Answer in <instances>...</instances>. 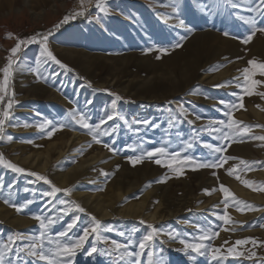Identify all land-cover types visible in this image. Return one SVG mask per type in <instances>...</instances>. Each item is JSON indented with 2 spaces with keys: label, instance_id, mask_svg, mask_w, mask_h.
<instances>
[{
  "label": "rangeland",
  "instance_id": "1",
  "mask_svg": "<svg viewBox=\"0 0 264 264\" xmlns=\"http://www.w3.org/2000/svg\"><path fill=\"white\" fill-rule=\"evenodd\" d=\"M144 1L152 2L154 4L152 8L155 12L151 13L145 10ZM179 2L181 8L179 17H177L172 11V0H108V11L121 10L130 22H134V18L129 11H141L140 15L146 18V21H151L150 24L153 25V29H158L159 31L155 44L151 46L154 49L152 52L147 53L145 51L147 49L143 48L144 51H139L138 53L140 56L130 55L129 57H125L123 54H131L136 51L131 49L132 47L129 45L122 31L123 27L121 23L115 19L110 18L108 20L109 24L107 28L111 33L109 39H106L105 35L101 39H94L93 37H87L89 34L85 35L84 32L76 35L77 38L68 33V30L72 28L79 27L81 29V27H87V23L91 17L95 19L97 15L106 14L99 13L95 6L88 9V14L85 17H77L74 20L61 24L65 15L82 7L80 0H0V26L5 28V35H8L5 38L9 40L8 43L0 42V51L8 48L7 54L9 55L10 49L17 42L16 37L28 38L37 33H45L51 30L53 31V35L49 38L50 46L52 43L60 46L66 45L67 48L74 52L71 54V60L79 62L81 66H88V64L94 62L92 63L94 69L91 71L93 77L85 75L80 69L73 66H70L73 69L72 72L66 70L60 72L61 76L68 75L72 78L71 82L65 84V89L61 87V98L45 100V102L41 101V104L37 103L39 108L45 107L48 110L50 109L48 119L63 121L70 110L80 108L87 110L91 114L93 121H98L105 110H110L113 97L108 92L96 91V89H109L124 97V100L118 103V109L128 119L132 127H128L122 121H116L120 125L119 131L111 137H102L103 143L96 144L92 141L90 134L86 130L72 124L63 129H58L51 137L47 136V130H44L45 132L42 131L40 135H35L42 140H50L56 137L58 133L71 129L86 136L97 155L102 156L100 158L102 159L101 162L103 161L102 163L105 164L109 161L111 163V159L107 157L108 154L119 158L121 161L123 159L122 162L124 164H121L116 169H111L110 163L108 167L103 166L102 170L100 169V173H97V176H95L97 181L90 180L85 185L88 191L94 194L101 193L105 195V198L110 199L108 202L114 203L113 208L118 211L114 212L110 217L98 218L95 216L102 222L103 236L109 240L115 239L118 242L124 243L129 234H131L134 239L138 240L150 231L148 225L152 224L164 231L179 232L182 237L191 239L201 234L196 227L199 225L206 231L219 232V236L210 243L213 247H219L221 253L227 257L223 261V264H254V261L255 264H260L259 258L250 261L247 259V255L244 258L243 256H239L238 260L235 259L234 256L227 253V247L221 246L220 242L224 237L227 243L228 241L234 243L232 246L236 247L238 252L245 254L246 252L253 251L254 246L251 243L237 246L235 245V241L248 237L254 238L257 244L263 241L264 227H260V225L264 224V212L253 218L243 219L233 213L230 214L228 211L231 220L225 224L218 219V215L223 214L224 206L220 208L212 207V210L216 212V214H212L210 212L211 209L210 211L204 210L205 212H202V210L197 209V206L194 207L193 205H195V202L197 204L202 198L205 200L208 197L214 196L216 192L222 196L223 192L219 188V183H223L229 187L237 199L251 204L255 208L263 206L264 202L251 203L245 201L244 196L237 194L232 189L231 184L232 182H239L245 185L241 180L236 179L237 174L242 176L243 179L250 180L251 178L244 176L243 173L245 171H249L248 169L254 171L258 168L260 170L264 168V141L258 140L255 142L256 145L252 149H249L246 155H240L237 159L232 160V165L228 167L192 170L194 166L186 165L184 166L183 175H177L169 168L157 165L155 158L145 160L143 163L135 166L127 160L128 156L136 154L132 150V147H135L140 142H143L145 150H150L162 144H167L170 141V151H181L182 154L198 158L207 157L209 150L202 146L203 142L219 144L220 141L215 140L214 136L208 135L205 132H199V136H197V133L193 129L195 128L199 131L201 126L208 123L209 120L224 119L222 111L218 110L223 107L219 105V100L223 99L226 102H235L236 97L231 94L233 92L239 93L240 91L236 87L237 81L235 78L241 77L242 70L248 66L249 60L264 61V32H257L248 44H243L241 40L235 38L236 36L243 37L249 33L251 26L246 24L244 20H241L240 16H244L245 19L254 16L255 13L251 12L250 9L258 6L260 0H179ZM233 3L239 5V8H234L232 6ZM159 13L164 15V20L167 19L164 24L156 16ZM178 19H184L186 27L181 28L178 24ZM257 20L258 26L264 27V17H257ZM57 24H60L59 29L55 28ZM189 28L194 29V31L189 32ZM118 31H120L118 35L120 38L116 35ZM225 31L229 32L230 35L225 36ZM9 33L12 35L9 36ZM208 33L212 35H208ZM180 36L187 37L182 42L183 46L172 49L171 44ZM57 41L59 42L57 43ZM99 43H102V45H99ZM121 44L125 46L129 45L130 47L128 46L127 48L130 49H121L119 47ZM158 46L169 48V53L163 55L160 59L157 58L160 54L155 51ZM38 49L39 46L36 44L29 45L27 48H23L22 46L21 59L27 54L30 58H35ZM224 51L231 53V56L233 54L229 61L233 71L221 75L220 72L225 69L224 62L230 55L228 53L215 60L214 55ZM96 54H100L101 56H97ZM166 56L180 57L182 68L179 72L174 71L172 68H148L150 64L149 59H155L160 62L163 60L166 63ZM197 56L203 58L204 63H206L208 75L218 74L219 78L216 79L218 81L215 80L216 82L214 81L212 84H202L200 81L191 85L188 83V68L192 64L190 58L194 59ZM95 61L98 63L97 65H94ZM5 63L6 59L3 61L2 67ZM30 67H33V65H29L28 68ZM20 68H23V64L14 72L9 85V94L0 103V109H3L6 107L9 98L14 101L11 109L12 116L6 122L3 139H0V153H3L12 162H15V150L5 147L4 142L7 131H9V126L17 122V119H15V113L19 110L17 108L22 107L21 96L23 94L20 95L19 89L21 86L19 83L21 81L20 78L24 74L23 71L19 72ZM155 69H158L157 72L152 73V70ZM27 72L30 73L31 71L27 70ZM29 73L28 75L25 74L27 77L24 80L32 79ZM54 73L56 72L51 73V77L49 76L48 80L52 79ZM257 78L259 79L260 77L257 76ZM2 79L3 73L1 72L0 80ZM89 83L91 87L88 86ZM217 84L224 86L217 88L215 87ZM154 85L157 87L152 89L151 86ZM79 86L81 87L79 88ZM255 92L264 93V87L258 86ZM87 100H92L93 104L86 106L85 102ZM243 103L244 108L234 112V118L253 127L264 125L262 118L264 117V96L258 94L245 96ZM179 104H183L188 111L196 114V117L199 116L201 122L196 121L194 125H189L187 122L177 123L174 127L170 125L169 120L175 116L174 106ZM256 111L262 113V117L255 115ZM145 119L150 120L157 127H145L144 125L135 123L136 120ZM188 119L192 118L188 115ZM36 120L34 119V121ZM38 122L40 121L38 120ZM108 123L112 124L113 122L110 121ZM136 128L140 129L139 132L135 131ZM259 128L260 135H264V127ZM37 138L35 137L34 139L38 140L39 138ZM248 141L250 140L248 139ZM189 142L193 144L192 148L186 147V144ZM104 143H109L117 151L111 152L108 148L104 147ZM240 143H243V141L237 139L232 145ZM45 145H42L41 148H45ZM130 145L132 147H129ZM241 160L249 162L250 167L241 171L240 168H243V165H241L237 169V173H229L228 168L239 164ZM227 164L228 162L225 165ZM0 169H4L6 174V177L2 181L0 180V243L6 242L10 236L18 234L31 236L38 233L39 227L38 221L34 219L35 215L57 217L56 224L52 226L53 233L65 230L67 225L75 218V213L78 211L71 204L73 200L66 199L63 193H58L54 197L48 196L47 193L51 191L50 185L30 175V172L37 171L26 169L24 173H16L5 168L3 165H0ZM214 171L216 172V176L212 174ZM103 172L109 174L107 178L102 174ZM165 177H168L166 182H161ZM48 178L51 179V177ZM88 178L91 179L89 176ZM251 181L256 186L264 184V178H253ZM205 189L212 191L209 194L204 191ZM250 191L264 194V191L253 190V188H250ZM147 193L150 202L156 203L159 199H162L165 204H168L175 211L174 216L159 222L157 220L149 221L144 217L140 218L141 216L120 212V210H123L130 203L141 202ZM222 199L224 200V195ZM49 200L52 201V207L48 205ZM61 200L70 201L68 205L71 209L70 211L66 213L60 212V209L64 207L60 204ZM13 205H16V207H13ZM232 206H234V202L230 205L231 208ZM11 209H13V212ZM237 209L240 210V207ZM241 212L247 214V210ZM88 213L90 212L80 213V215L82 214L81 218L69 232L70 236L81 235L83 228L88 227L92 223ZM17 217H23L25 223H22L23 221L17 219ZM141 221H145L146 223H141ZM14 222H18L19 226ZM109 229L111 230L109 231ZM121 232L125 235L121 236ZM259 234L260 236H256ZM164 239H167V237H164ZM93 242L94 237L90 236L89 242L85 244V248H89ZM103 246L102 242L97 244V247ZM159 247L158 243V249ZM162 247L163 251L159 252V255L164 258L165 264H193V261L188 256L178 251L182 247L179 240L165 243ZM75 264H111V262L107 257L96 255L88 257L85 252H81L77 255ZM195 264H217V262L211 260L208 256H197Z\"/></svg>",
  "mask_w": 264,
  "mask_h": 264
},
{
  "label": "snow or ice",
  "instance_id": "2",
  "mask_svg": "<svg viewBox=\"0 0 264 264\" xmlns=\"http://www.w3.org/2000/svg\"><path fill=\"white\" fill-rule=\"evenodd\" d=\"M82 7L79 10H75L68 15H65L61 24L67 23L69 20H74L77 17H85L88 14V9L95 6L99 13L108 12V0H80ZM234 8H239V5L233 3ZM180 2L179 0H172V11L179 17L180 13ZM251 12L255 13L254 16H250L245 19L244 16H240L241 20L251 26L250 31L247 35L241 37L236 36L235 38L241 40L243 44H248L257 32H264V27L258 26L257 17H264V0H260V4L256 7L250 9ZM96 19L99 21L102 19L101 16L97 15ZM178 24L181 28L186 27L184 19H178ZM60 24L55 26L59 29ZM189 32L194 31V29L189 28ZM12 34L9 33V36ZM53 35V31H48L45 33H37L28 38L16 37L15 45L10 49L9 55L6 58V63L3 67H0V72L3 73V79L0 80V103L5 100V96L9 94V85L13 74L20 65L24 63L21 59L22 46L27 48L29 45L36 44L39 46L38 59L36 61V75L40 78L43 77V73L40 71L41 66L48 64L49 62L58 65L61 69L68 72H72L73 69L63 63L54 51L51 49L49 44V38ZM225 36H229L230 33L225 31ZM186 36H180L174 43L171 44L172 49L180 48L183 46L182 42L186 39ZM154 49L152 47L147 48V52H152ZM160 55L157 56L158 59L162 58L163 55L169 53L168 47H156ZM54 75H59V73H54ZM257 76L260 78L258 79ZM242 77V80H241ZM241 77L235 78L237 81L236 87L240 89L239 93L233 92L231 95L236 97L235 102H226L225 100H219V105L223 106L218 109L222 111L224 119L209 120L208 123L202 125L199 131L193 129L194 132L199 136V132H205L208 135L214 136L215 140L220 141L219 144L212 142H203V147L208 149V155L204 158L194 157L192 155L182 154L181 151H170V141L167 144H162L151 148L150 150H145L143 147V142L132 147V150L136 152L135 155L127 157V160L131 162L133 166L143 163L145 160H152L155 158V163L157 165H162L169 168L173 173L177 175L184 174V166H194L192 170L199 169H221L225 166L228 161L235 160L237 158L226 155L232 143L237 139L243 140L245 137H249L253 140L264 141V135L257 136L253 133L251 125L245 124L243 121L234 118L233 113L238 109L244 108V98L245 96H251L253 94H258L264 96V93H256L255 89L258 86L264 87V61L258 62L256 59H251L248 61V66H246L241 73ZM91 87V84L88 85ZM224 85L217 84L215 87L220 88ZM96 91L108 92L113 99L111 100L110 110H105L103 115L98 121H93L91 114L80 108H73L70 110L63 121H54L53 119H45L38 127L41 130H47V136L51 137L58 129H63L69 124L77 125L81 129L86 130L92 141L96 144L103 143L102 137H111L115 135L120 128V125L116 121H122L128 127H132L129 124L128 119L121 114L118 109V103L124 100L120 94L112 92L109 89H96ZM14 95V94H13ZM14 101L9 98L6 107L0 109V139H3V133L5 131V125L8 119L12 116L11 109L13 107ZM86 106L93 104L92 100H87ZM175 116L169 120L170 125L173 127L177 123L187 122L189 125H194L196 120L201 119L199 116L195 120L188 119L189 111L183 105L174 106ZM113 122L109 124L108 122ZM136 124L144 125L145 127H157L150 120H136ZM257 127H264V125H257ZM139 128L135 131L139 132ZM9 140L12 138L9 136ZM104 147L108 148L111 152H116L117 149L113 148L109 143H104ZM187 148H192V143L186 144ZM0 165L5 168L10 169L16 173H24L25 168L20 167L16 163L7 159L3 153H0ZM243 165V168L240 166ZM118 167V166H117ZM249 162L241 160L239 164H235L228 168V172L235 174L237 169L240 168L243 171L249 168ZM106 178L108 177L107 172L102 173ZM213 176H216L214 171ZM30 175L36 177L37 180L43 181L50 185L51 191L47 193L48 196L54 197L58 193H63L65 196L70 197L72 193L71 188H61L58 187L51 179L46 175L39 174L37 172H30ZM168 177H165L163 181L166 182ZM236 179L241 180L242 183L247 185L253 190L264 191V184L256 186L253 181L243 179L242 176L236 175ZM220 190L223 192V214L218 215V219L227 224L231 217L228 213V208L230 203H235L240 207L241 211L245 210H255V207L244 201L237 199V197L230 191L229 187L225 186L223 183L219 185ZM205 192H210L212 190L205 189ZM7 203V201H6ZM69 200H61L60 204L63 205L60 212L66 213L71 209L68 207ZM72 206L79 213H85L87 210L82 207L79 203L71 201ZM49 207H52V201H48ZM16 207V205H13ZM20 210V209H17ZM92 223L83 228L82 234L78 236H70L69 232L76 225L77 221L80 219L79 216H75L67 228L63 231L56 233L52 232V226L56 224L57 217L55 216H44L35 215L34 219L38 221L39 231L31 236H25L22 234L14 235L8 237L6 242L0 243V264H75L76 257L79 253L85 252L88 257L103 256L109 258L111 264H165L164 258L159 255V252L163 251V245L170 241L179 240L182 245L178 249L181 253L188 256L190 260L195 264L197 256H208L211 260L216 261L217 264H223V261L227 259L221 253L219 247H213L210 243L216 237L219 236L218 231H206L197 225V229L200 231L199 236L192 237L188 239L187 237H182L179 232L175 231H164L163 229L157 228L155 225L149 224L148 227L150 231L143 235L140 239H134L131 234H129L126 242L121 243L117 240H109L107 237L102 235V222L98 220L95 216L88 213ZM141 223H146L141 221ZM260 227H264L261 224ZM111 229H109L110 231ZM234 230V229H233ZM121 236L125 234L120 233ZM94 237V242L89 248H85V244L89 242V237ZM167 237V239H164ZM102 242L103 247H97V244ZM159 243V249H158ZM227 243V241L225 242ZM251 243L253 246L257 245V241L248 237L245 239L235 241V245H246ZM264 245V241L259 242ZM227 253L234 257L243 256L244 253L238 252L236 247L227 248ZM257 253L254 251L249 252L247 255L248 260H254ZM255 264V261H254ZM260 264H264V257L260 258Z\"/></svg>",
  "mask_w": 264,
  "mask_h": 264
},
{
  "label": "bare ground",
  "instance_id": "3",
  "mask_svg": "<svg viewBox=\"0 0 264 264\" xmlns=\"http://www.w3.org/2000/svg\"><path fill=\"white\" fill-rule=\"evenodd\" d=\"M143 3H144L145 10H148L151 13L155 12L154 9L152 8L154 6V4L152 2L144 1ZM147 7H149V8H147ZM108 9H109V7H108ZM129 12L133 16L134 22H130L128 20V18L125 17V14L121 10H119V11L110 10L106 14L99 15L102 17V19H100L99 21L96 18L94 19L93 17H91L87 23V27H81V29H79V27L78 28H72V29L68 30V33L72 34L71 36H76V35H80L81 33L84 32L85 35L89 34V36H87V37H93L94 39H101V37L105 35L106 39H109L111 33L109 32L107 27L109 24L108 20L110 18H112V19H115L121 23V26L123 27L122 31L125 34L126 40L128 41L129 45L132 47L131 49H134V51H136V52L131 53V54L126 53L123 55H125V57H129L130 55L140 56L138 54L139 51L143 52L144 51L143 48L147 49L148 47H151L153 44H155V40H156V37H157L159 31H158V29H156V30L153 29V25L150 24L151 21L150 22H148L149 20L146 21V18H144L140 15L141 11L135 12V10H134V12H132V11H129ZM156 16L160 18V20L163 22V24L167 20V19L164 20L165 19L164 15H161L160 13L157 14ZM154 18H155V16H154ZM128 23H130V24H128ZM118 29H119V27H118ZM119 33H120V31L116 32V35L118 36ZM5 34H6L5 28H2L0 26V42H2V43H8V41H9V40H6L5 37L8 35H5ZM201 34H203V33H201ZM205 34H206V32H205ZM210 34L208 33V35H210ZM58 42L59 41H57V43ZM64 42L66 43V41H64ZM99 45H102V43H99ZM61 46L57 45L56 43L55 44L52 43V45L50 47L54 51V53L57 55V57L63 63H65L69 66H73L74 68L80 69L85 75H87L89 77L92 76L91 71H93V69H94L92 67L93 66L92 63H94V62H91L90 64L87 63L88 66L87 65L81 66L79 62H76L75 60H71L72 59L71 54H73L74 52H72L71 49L67 48L66 45L62 46V47ZM128 46L121 44L119 47L123 50L125 48V50H126V49H128L127 48ZM225 47H227V46H225ZM8 51H9L8 48L4 49L3 51H0V67H2L3 61L6 59V56L8 55L7 54ZM147 53H149V52H147ZM147 53H146V56H147ZM228 53L229 52H226V51L216 53L214 55V60L216 58H220L224 55H227ZM38 54H39V49L37 51V55L35 56V58H30L28 54L24 58H22V60L24 61L23 68H20V70H19V72L23 71V74H24L20 78L21 81L19 83V85L21 86L19 89L21 92L20 95L23 94L21 96V102H22L21 106L22 107L17 108V109H19L17 111V113H15L16 114L15 119H17V122L12 123L9 126V131H7V134L5 137L6 140L4 142V145H5V147L13 148L15 150V153H14L15 162L14 163L19 165L20 167H23L25 169L35 170L39 174L51 177L52 181L58 187L71 188L72 193H71L70 197L63 195L66 199H70V200L75 201L76 203H79L82 207L87 209L88 212L92 213V215L94 213L95 214L94 216H96L98 218L110 217L114 212L117 211V209L113 208L114 203L112 204V203L108 202V200H110V199L105 198V195H102L101 193L94 194V193L88 191L86 189L85 185H86L87 181H90V180L97 181L95 179V176H97V173H100V171L102 170L101 168L103 166L108 167V165L111 164V166H112L111 169H116L117 166L119 167L121 164H124V162H122L123 159L121 161L119 158L114 157L111 154H108L107 157L109 159H111V163H110V161L105 163V164L102 163L103 161L101 162L102 159H100L102 156L97 155V153L92 148V146L89 143V140L86 138V136L81 135L78 131H73L71 129L69 131H66V132L63 131L62 133H58L56 137H54L53 139H50V140H46V139L42 140L39 137H38L39 138L38 139L37 136H35L38 134L40 135L42 133V131L43 132L46 131V130L45 131L41 130L38 127V125L41 124L45 119L49 118L48 113L50 112V109L48 110L45 107L39 108V106H37V103L39 102L41 104V101L45 102V100H51V99L56 100V99L61 98V90H60L61 87L62 88L64 87L63 89H65V84L71 82V80H72V78L68 75H62L61 76L60 72H62L63 69H61L58 65H55L52 62H49L48 64L43 65L40 68V71L43 73V77H46L47 80H45L44 78L38 77L35 74L36 73V67H37L36 61L38 59ZM84 54H85V52H84ZM96 55L101 56L100 54H96ZM228 55H230V57L228 59H226V61L224 62L225 63L224 68L225 69L220 72L221 75L226 74V73H231L233 71V69H231V66L229 64L230 58L233 56V54H232V56H231V53H229ZM143 56H145V55H143ZM190 62L192 64H191L190 68H188V76H187L188 83L190 85L197 82V81H200L202 84L203 83L204 84H212V82H214L216 79L219 78L218 74L217 75L216 74L215 75L214 74H209V75L207 74V68L205 65L206 63H204L203 58H201L199 56L194 57V59L190 58ZM211 62H213V61H211ZM149 63L150 64H149L148 68H172L174 71H177V72H179V70L182 68V64L180 62V57H175V56L174 57L173 56L172 57L166 56V63L163 60L160 62V61H157L155 59H149ZM97 64L98 63L96 62L94 65H97ZM29 65L30 66L33 65V67L28 68ZM27 70H30L31 72L29 73V72H27ZM157 70L158 69L152 70V73L157 72ZM53 72L59 73V75H54L51 80H48V77L51 75V73L53 74ZM28 73L30 74L32 79L24 80L27 77L25 74L28 75ZM0 77H1V72H0ZM228 77H229V75H228ZM216 81H218V80H216ZM81 86H82V84H81ZM81 86H79V88ZM156 87H157L156 85L151 86L152 89H154ZM195 96H197V95H195ZM207 101L209 102V100H207ZM53 112H54V110H53ZM54 113H56V112H54ZM255 115H257L258 117H262L261 116L262 113H260L258 111L255 112ZM189 116L194 120L196 119V114H194L191 111H189ZM262 118L264 120V117H262ZM34 119H37V120L34 121ZM38 120L40 122H38ZM57 120H59V119H56V121ZM196 121L198 122L200 120L198 119ZM252 131L255 135L260 136L261 132H260L259 127H252ZM9 136L12 138L11 140L8 139ZM35 137L38 140H35L34 139ZM248 139L250 141H248ZM242 141H243V143H240L237 145H231V147L229 148V150L227 152V155H231L235 158L239 157L240 155H246V152H249V149H252L256 145L255 142H257L258 140H253L249 137H247V138L245 137ZM246 141H248V142H246ZM259 143H260V141H259ZM42 145H45V148H41ZM230 165H232L231 161H228V164L225 166L228 167ZM248 170L249 171H245L243 173L244 176L249 177L252 180H253V178H255V179L256 178H259V179L264 178V168L261 170L258 168L254 171L253 170L251 171L250 169H248ZM27 173H29V172H27ZM12 175H10V176H12ZM88 176L91 179H89ZM5 177H6L5 170L0 169V180L2 181ZM222 181H224V180L222 179ZM231 181H234V180H231ZM129 183H127V184H129ZM225 183H226V181H225ZM14 184H17V183H14ZM226 184H228V183H226ZM219 185H220V183H219ZM231 185L233 187L232 189L237 194L244 196V198L246 199L245 201L251 202V203L264 202V194H262L260 192H251L250 188L248 186L243 185L239 182H232ZM37 186H38V184H37ZM19 187H21V186H19ZM156 192H157V190H156ZM154 193H152V194H154ZM146 195L142 198L141 202L130 203L125 208H123V210H120V212L121 213L123 212L125 214H131L134 216H141L140 218L144 217L146 220H149V221L157 220L159 222H162L163 220H166V219H170L174 216L175 211L172 210L168 204H165L162 199L161 200L159 199L158 202L153 203V202L149 201L148 193ZM222 196L220 193L216 192V194L214 196L208 197L205 200L202 198V200L200 199V201L197 204L195 202V205H193V206L194 207L197 206V209L202 210V212L204 210L210 211V209H211L210 212L212 214H216L215 210H212V207L215 206V207L220 208V207L224 206ZM111 201H112V199H111ZM149 202H150V204L147 205V203H149ZM238 207L239 206H237L234 203V206H232V208L229 206L228 211L230 212V214L233 213L234 215L241 217L243 219H250V218L258 216L264 212V204H263V206L256 207L255 210H247V214H243L239 209H237ZM11 211L13 212V209H11ZM46 212H44V213H46ZM49 214H50V212H49ZM75 215L79 216L81 218L82 214L80 215L79 212H76ZM128 216H130V215H128ZM17 219L22 220L23 221L22 223H25V219L23 217H17ZM173 219H175V218H173ZM81 220H83V219H81ZM17 223H15V224H17ZM19 224H21V223H19ZM261 230H259V231H261ZM223 231H224V229H223ZM256 236H260V234L256 235ZM224 239L225 238L223 237L221 242L219 240L221 246L224 245L228 248L229 246H232L234 244V243H230L229 241H228V243H225L226 240H224ZM253 251L257 253V256L254 259H256V258L260 259L261 257H264V245H261L260 243H258L256 246H254ZM248 253L249 252H246L243 255V258L246 255H248ZM234 258L238 260V257H234Z\"/></svg>",
  "mask_w": 264,
  "mask_h": 264
}]
</instances>
